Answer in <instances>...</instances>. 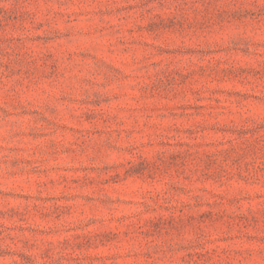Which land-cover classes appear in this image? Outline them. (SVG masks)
Here are the masks:
<instances>
[{"label":"rangeland","instance_id":"obj_1","mask_svg":"<svg viewBox=\"0 0 264 264\" xmlns=\"http://www.w3.org/2000/svg\"><path fill=\"white\" fill-rule=\"evenodd\" d=\"M0 264H264V0H0Z\"/></svg>","mask_w":264,"mask_h":264}]
</instances>
